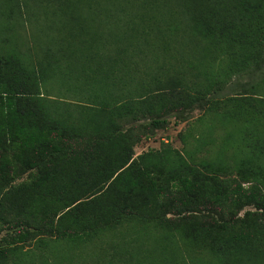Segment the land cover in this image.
Segmentation results:
<instances>
[{"label": "trees", "instance_id": "obj_1", "mask_svg": "<svg viewBox=\"0 0 264 264\" xmlns=\"http://www.w3.org/2000/svg\"><path fill=\"white\" fill-rule=\"evenodd\" d=\"M261 1L182 0L175 28L179 48L201 64L217 55L218 47L208 45L214 38L206 42L218 35L227 43L225 48L238 49L239 54L229 58L231 63L249 65L258 59L256 49L264 45V26L259 25L264 12ZM0 3L8 20L27 6L25 0ZM122 34L115 36L121 38ZM155 40L161 43L160 33ZM51 64L27 69L20 56L0 55V264H10L14 257V264H24L18 245L42 235L76 246L128 227L133 232L140 227L150 229L149 225L165 229L166 215L179 216L183 223L193 213L204 214V219L179 236L162 229V240L173 239L175 245L179 241L185 247L175 246V252L171 250L170 257H163L160 264H200L206 258L208 264H264V224L245 222L240 216L250 205L264 212L263 168L249 176L239 170L236 160L224 158L226 155L211 156L199 164L168 144L160 151L134 157L123 132L132 104L121 103L111 91L107 73L103 77L96 71L90 74L70 62L65 74L83 78L86 84L90 80L88 84L94 86L87 99L94 109L86 115L96 146L91 158L76 156V170L68 171V141L63 138L64 131L50 128L56 123L44 107L49 102L41 97L42 88L51 79ZM210 88L207 75L180 74L166 88L157 90L169 95L149 93L140 104L147 108L144 116L149 114L153 128L165 127L169 117L181 118L187 109L204 104V94L211 92ZM150 101L156 103L147 105ZM256 102L249 97L229 98L220 116L226 122L245 123L240 125L246 130L243 139L251 135L264 151V99ZM234 135L229 133L226 139ZM259 155L264 158V153ZM32 170L38 171L33 183L23 189L9 188L14 176ZM231 171L241 180L228 177ZM249 180L251 187H244Z\"/></svg>", "mask_w": 264, "mask_h": 264}, {"label": "rangeland", "instance_id": "obj_2", "mask_svg": "<svg viewBox=\"0 0 264 264\" xmlns=\"http://www.w3.org/2000/svg\"><path fill=\"white\" fill-rule=\"evenodd\" d=\"M25 1L27 6L9 20L0 7V55L20 56L27 69L52 62L51 79L42 88L41 97L49 102L44 107L53 114L56 123L50 124V128L64 131L63 138L69 143L70 157L67 156L65 162L68 171L76 170V160L73 161L76 156L91 158L96 146L95 137L87 129V125H92L87 115L90 116L94 109L87 100L92 85L88 84L90 80L86 84L83 78L65 74L70 62L90 74L96 71L97 76L103 77L107 73L111 91L118 95L121 103L132 104L123 132L134 157L160 151L168 144L199 164L211 156L226 155L224 158L236 160L239 170L246 171L249 176L264 169V158L259 155L264 151L258 149L251 135L248 140L243 139L246 130L241 126L245 123L240 126L236 120L226 122L220 116L226 109L222 105L229 98L249 97L257 102L264 99V53H261L264 45L256 49L257 60L243 67L235 66L229 58L239 54L238 49L225 48V42L215 35L207 39L206 44L214 38L208 45L212 44L213 49L218 47L217 55L200 64L179 48L175 28L178 27L182 0ZM259 23L264 26V12ZM119 33H123L121 38L115 36ZM158 33L162 37L159 44L155 40ZM198 72L211 80V92L204 94V104L187 109L181 118L169 117L165 127L153 128L149 114L144 116L148 111L142 108L140 99L149 93L169 95L157 90L166 88L180 74L190 77ZM152 103L156 102L150 101L147 105ZM229 133H234L235 137L226 139ZM231 172L228 177L241 180L235 171ZM37 174V170H32L14 176L9 188L23 189L33 183ZM252 184L249 180L244 187L249 188ZM42 206L43 202L40 208ZM192 215L189 221L182 223L179 216L168 214L164 218L167 219L165 229L149 225L150 229L140 227L138 232H133L128 227L127 231L123 229L112 235L102 233L76 246L42 235L18 245L19 256L24 259L20 261L24 264H160L163 257H170L171 250L175 252V246L185 247L179 241L175 245L173 239L162 240V229L179 236L187 227L198 226L204 219L202 213ZM240 216L245 222L264 224V212L253 205L246 206ZM38 240L45 243L40 244ZM259 248L263 246L259 245ZM16 260V257L12 258L10 264ZM205 260L200 264H208V258Z\"/></svg>", "mask_w": 264, "mask_h": 264}]
</instances>
